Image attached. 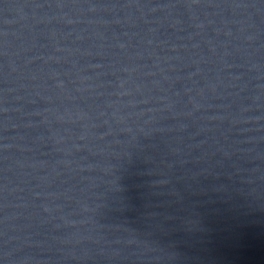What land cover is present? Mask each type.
<instances>
[{
  "label": "water",
  "instance_id": "water-1",
  "mask_svg": "<svg viewBox=\"0 0 264 264\" xmlns=\"http://www.w3.org/2000/svg\"><path fill=\"white\" fill-rule=\"evenodd\" d=\"M0 264H264V0H0Z\"/></svg>",
  "mask_w": 264,
  "mask_h": 264
}]
</instances>
